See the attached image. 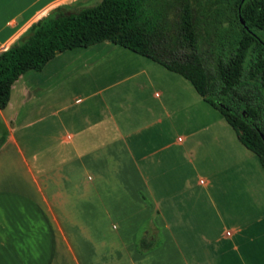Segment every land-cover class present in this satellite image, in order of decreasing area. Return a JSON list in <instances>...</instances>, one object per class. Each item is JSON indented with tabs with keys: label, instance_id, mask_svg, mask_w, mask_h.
<instances>
[{
	"label": "crops",
	"instance_id": "0c3cea01",
	"mask_svg": "<svg viewBox=\"0 0 264 264\" xmlns=\"http://www.w3.org/2000/svg\"><path fill=\"white\" fill-rule=\"evenodd\" d=\"M86 3L0 0V52ZM83 48L20 75L0 109V264H264L256 156L180 75Z\"/></svg>",
	"mask_w": 264,
	"mask_h": 264
},
{
	"label": "trees",
	"instance_id": "16d2710c",
	"mask_svg": "<svg viewBox=\"0 0 264 264\" xmlns=\"http://www.w3.org/2000/svg\"><path fill=\"white\" fill-rule=\"evenodd\" d=\"M102 41L186 79L264 167V0H100L52 8L0 52V109L11 86L57 52ZM212 59L215 74L204 66Z\"/></svg>",
	"mask_w": 264,
	"mask_h": 264
},
{
	"label": "rangeland",
	"instance_id": "374dc122",
	"mask_svg": "<svg viewBox=\"0 0 264 264\" xmlns=\"http://www.w3.org/2000/svg\"><path fill=\"white\" fill-rule=\"evenodd\" d=\"M100 0H88V3H86L84 6H94L96 5ZM82 49V50H81ZM84 48H74V49H70V50H65V53H75V52H87L86 50H83ZM120 50L122 51H126L129 52V50H125V48H120ZM204 66L207 69V71L211 74L214 75L215 74V66L214 63L212 61L211 58H209L208 56H204ZM31 130L35 129V127L30 128ZM229 133L233 132V130L228 127L227 128Z\"/></svg>",
	"mask_w": 264,
	"mask_h": 264
}]
</instances>
